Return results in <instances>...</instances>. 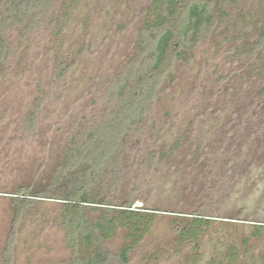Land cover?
Masks as SVG:
<instances>
[{"label":"rangeland","instance_id":"obj_1","mask_svg":"<svg viewBox=\"0 0 264 264\" xmlns=\"http://www.w3.org/2000/svg\"><path fill=\"white\" fill-rule=\"evenodd\" d=\"M50 1L28 15L30 30L4 22L0 6L9 45L0 67V264H73L58 199L75 177H61L64 153L110 118L120 100L112 89L158 14L156 0ZM212 10L214 28L175 62L91 187L98 204L85 205L92 223L101 203L114 217L130 202L149 220L144 234L120 228L91 245L80 236L77 256L103 249L119 264L133 244L127 264H264V0H213ZM22 192L29 198L18 204ZM197 217L208 223L189 240L181 232Z\"/></svg>","mask_w":264,"mask_h":264},{"label":"trees","instance_id":"obj_2","mask_svg":"<svg viewBox=\"0 0 264 264\" xmlns=\"http://www.w3.org/2000/svg\"><path fill=\"white\" fill-rule=\"evenodd\" d=\"M155 5L156 19L141 29L138 54L123 69L121 76L124 81L117 86L119 92H115L116 87L112 89V97L117 95L120 100L110 118L105 125L90 133L85 145L71 146L64 153L61 177L69 172H75V177L68 191L58 199L63 201L62 222L67 229L69 243L75 250L73 264H113L109 253L103 249L97 250L90 258L77 256L81 237L91 245L108 239L120 228H128L133 235L141 232L139 238L144 234L141 224L146 227L149 220L131 210L130 202L122 206L123 210L115 211L114 217L110 215L111 204L101 203L107 206L103 215L92 223L88 222L85 205L98 204L91 202L90 189L118 156L124 133L145 117L150 101L165 77L172 72L175 62L185 55L191 43H196L202 34L211 31L217 21L212 10L213 0H156ZM0 6L4 22L12 26L27 22L24 29L30 30L36 25V18H28V15L40 9L41 13H46L51 8V1L0 0ZM263 44L264 33L260 36L259 45ZM8 49V42L0 32V67L7 59ZM74 65L61 64L59 75H65ZM35 118L36 114L30 116L31 125L35 123ZM14 198L16 203L21 204L29 197L22 192ZM193 222L190 228L181 232L189 240H193L196 232L208 223L207 219L200 217L194 218ZM132 246L128 244L121 249L117 257L119 264L128 263Z\"/></svg>","mask_w":264,"mask_h":264}]
</instances>
